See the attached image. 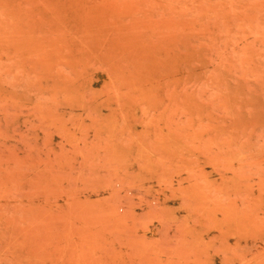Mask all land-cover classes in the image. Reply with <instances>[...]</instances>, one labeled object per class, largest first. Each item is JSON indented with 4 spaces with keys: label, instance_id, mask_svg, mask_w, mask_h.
<instances>
[{
    "label": "rangeland",
    "instance_id": "obj_1",
    "mask_svg": "<svg viewBox=\"0 0 264 264\" xmlns=\"http://www.w3.org/2000/svg\"><path fill=\"white\" fill-rule=\"evenodd\" d=\"M0 264H264V0H0Z\"/></svg>",
    "mask_w": 264,
    "mask_h": 264
}]
</instances>
